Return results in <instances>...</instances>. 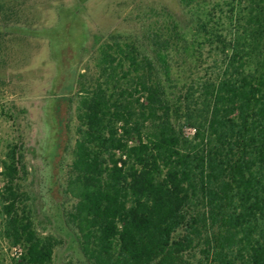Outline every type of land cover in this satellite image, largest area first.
<instances>
[{
  "label": "trees",
  "instance_id": "1",
  "mask_svg": "<svg viewBox=\"0 0 264 264\" xmlns=\"http://www.w3.org/2000/svg\"><path fill=\"white\" fill-rule=\"evenodd\" d=\"M178 1L183 19L148 5L140 34H96L66 86L62 218L80 256L65 264H264V0ZM207 55L214 75L188 76ZM0 168L10 264H54L23 142Z\"/></svg>",
  "mask_w": 264,
  "mask_h": 264
},
{
  "label": "rangeland",
  "instance_id": "2",
  "mask_svg": "<svg viewBox=\"0 0 264 264\" xmlns=\"http://www.w3.org/2000/svg\"><path fill=\"white\" fill-rule=\"evenodd\" d=\"M1 2L16 13L8 19L0 13V163L9 141L24 143L39 229L61 241L54 264H65L80 256L62 218V209L69 203L61 186L70 162L64 150L73 140L77 122L69 112L67 98L71 92L66 86L74 72L84 71L92 59L96 34H140L137 15L148 5L166 4L181 19L184 11L178 0ZM78 37L81 44L74 45L72 39ZM213 57L207 55L206 63L187 75L196 80L214 75L208 69ZM192 132V128L187 129L188 134ZM2 185L0 173V188ZM1 223L0 214V263L10 264L19 249L10 247L2 236Z\"/></svg>",
  "mask_w": 264,
  "mask_h": 264
},
{
  "label": "built area",
  "instance_id": "3",
  "mask_svg": "<svg viewBox=\"0 0 264 264\" xmlns=\"http://www.w3.org/2000/svg\"><path fill=\"white\" fill-rule=\"evenodd\" d=\"M193 129V132H192V134L194 133V128H192Z\"/></svg>",
  "mask_w": 264,
  "mask_h": 264
}]
</instances>
